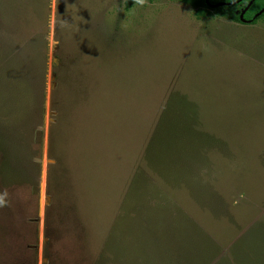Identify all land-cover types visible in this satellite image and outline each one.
<instances>
[{"label":"rangeland","instance_id":"374dc122","mask_svg":"<svg viewBox=\"0 0 264 264\" xmlns=\"http://www.w3.org/2000/svg\"><path fill=\"white\" fill-rule=\"evenodd\" d=\"M253 164L264 20L0 0V264H264Z\"/></svg>","mask_w":264,"mask_h":264},{"label":"trees","instance_id":"16d2710c","mask_svg":"<svg viewBox=\"0 0 264 264\" xmlns=\"http://www.w3.org/2000/svg\"><path fill=\"white\" fill-rule=\"evenodd\" d=\"M146 1L152 2L154 0ZM166 1L179 3L191 8L198 19L205 18L211 14H216L234 23H243L241 15L248 8L244 15L245 21H253V24H257L259 21L264 20V13L256 18V16L264 9V0H209V4L207 0Z\"/></svg>","mask_w":264,"mask_h":264},{"label":"crops","instance_id":"0c3cea01","mask_svg":"<svg viewBox=\"0 0 264 264\" xmlns=\"http://www.w3.org/2000/svg\"><path fill=\"white\" fill-rule=\"evenodd\" d=\"M252 174H254L256 171L258 172L259 175H261V178L264 176V167L261 166L260 164H253L251 168ZM249 190V186H246L245 191ZM247 194L248 196V203L245 202V195ZM242 195H240L234 203H232L229 206V209H232L233 212V217L240 220L242 219L244 222L240 224L241 228L245 229L247 228L251 222H253L257 216L261 213H264V192H246ZM254 207V208H253ZM247 208V210L245 209ZM249 215L247 218H245V215ZM240 218V219H239ZM237 220V221H238ZM240 222V221H239ZM236 237V236H235ZM235 237L233 240L234 241ZM231 242V244H232ZM231 246V245H230ZM221 247V246H220ZM223 249V247H221Z\"/></svg>","mask_w":264,"mask_h":264},{"label":"water","instance_id":"95a60500","mask_svg":"<svg viewBox=\"0 0 264 264\" xmlns=\"http://www.w3.org/2000/svg\"><path fill=\"white\" fill-rule=\"evenodd\" d=\"M207 2H208V4H209V0H207ZM221 5H223V4H221ZM245 13H246V11H244V12L242 13V15H241V20H242V22H246L245 19H244V15H245ZM263 13H264V9H263V11H262L260 14L257 15V17L261 16Z\"/></svg>","mask_w":264,"mask_h":264},{"label":"clouds","instance_id":"9594fccd","mask_svg":"<svg viewBox=\"0 0 264 264\" xmlns=\"http://www.w3.org/2000/svg\"><path fill=\"white\" fill-rule=\"evenodd\" d=\"M137 3L143 5L144 3H146V0H137ZM2 205H3V201L0 200V206H2Z\"/></svg>","mask_w":264,"mask_h":264},{"label":"flooded vegetation","instance_id":"af4514ba","mask_svg":"<svg viewBox=\"0 0 264 264\" xmlns=\"http://www.w3.org/2000/svg\"><path fill=\"white\" fill-rule=\"evenodd\" d=\"M248 10V8L245 10V11H247ZM256 18H258L257 16H256ZM255 18V19H256ZM253 21H246L245 23H252Z\"/></svg>","mask_w":264,"mask_h":264}]
</instances>
